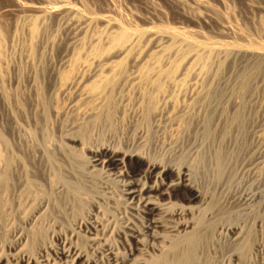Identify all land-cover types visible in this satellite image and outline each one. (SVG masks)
I'll return each mask as SVG.
<instances>
[{
    "label": "rangeland",
    "instance_id": "rangeland-1",
    "mask_svg": "<svg viewBox=\"0 0 264 264\" xmlns=\"http://www.w3.org/2000/svg\"><path fill=\"white\" fill-rule=\"evenodd\" d=\"M100 146L192 171L209 202L174 201L207 229L195 264H264V200L234 204L264 192V0H0V251L15 234L34 255L63 234L83 245L74 232L95 205L101 247L122 250L141 222L117 183L87 172ZM228 222L241 242L218 235Z\"/></svg>",
    "mask_w": 264,
    "mask_h": 264
},
{
    "label": "bare ground",
    "instance_id": "bare-ground-1",
    "mask_svg": "<svg viewBox=\"0 0 264 264\" xmlns=\"http://www.w3.org/2000/svg\"><path fill=\"white\" fill-rule=\"evenodd\" d=\"M199 2L197 4H199ZM16 6L17 9L20 8L21 10L26 7L21 3H16ZM35 8H38L37 11L42 12H48L54 9V7L49 6H38ZM196 30L197 29H183L182 31H176L175 33L177 35H183L182 37L186 35L196 37L199 33ZM234 45L235 44H233V46ZM252 45H254V43ZM252 45L250 44V46ZM261 48L263 49L262 45ZM88 151L86 160L88 167L86 169L87 172H97L98 174L99 171V173L101 172L100 174L103 173L102 175H104L103 177L105 179L108 178L112 182L117 183L120 188L121 200L130 208V210H132L131 213L129 212L132 217L135 220H138V222H141L139 227L135 225L134 222H131V226L126 225L127 230L123 233L124 246H122V250L119 251L118 249L117 251H114L111 244V247H108V245L106 247L104 246L105 248L101 247L105 241L103 240V244H101L102 237H99V233H101L102 225L99 223V218L97 217L99 206L95 205L94 211L96 210V212H92L91 217L89 215L83 222L80 221L82 223L79 222L78 226H76L79 228L77 231L72 228V230L75 231H73L75 235L77 232L78 238H85V241L83 240V245L75 240L65 241L63 238L66 236L63 234V238H57L58 242L56 241L55 245L54 242L52 243L54 246L49 248L51 249V252H48L46 247L45 251L44 247L37 246L38 250L34 255L24 249L25 247L23 246L26 242L25 240L23 241V237L20 239L19 235L15 238V234L8 242L7 251H0V263L1 260L2 262L4 260L2 264H195L196 258H198L196 257L197 253H200V251L202 252V246L199 242L204 233L202 228H206L198 225L197 222L192 221L193 218L191 217L193 215L189 216L192 214L191 210L193 208L191 206L176 203L174 201V198L176 197L175 191L177 189H184L188 191V195L186 196L188 201L197 199L196 201L201 202V204L207 202V200L204 199L205 197L203 198V190L195 181L192 171L185 166L177 167L174 170L170 165L160 164L153 160L146 161L144 166L136 168L129 163L133 157L140 155L135 150H121L114 147L100 146L89 149ZM171 171H174V178H169L167 175L168 173H171ZM105 189L107 188H104L103 190ZM161 196H163V198H161ZM232 198H234L233 195ZM263 198L264 192L250 189V191L245 192L242 195L240 194L235 199L236 201L234 204L235 206L237 205V209H242V212L243 210L248 211L252 206L254 207V205L258 207L259 205L257 204H260V202L264 200ZM202 205L198 206V208ZM201 208L197 209V212L198 210L201 211ZM253 209L254 208H252V210ZM252 210L250 209V211ZM213 214L214 212L212 213L208 211L206 216L213 220ZM32 218H34V216ZM80 224H83L82 226H84V228L82 227L81 229ZM85 224H88V226ZM243 227V224L240 226L239 224H235V222H228V224L222 223L219 225L217 233L218 235L220 234L225 237L228 243L236 244L243 240L242 237L245 231L243 230ZM80 231H83L84 233L82 232L79 235L78 233H80ZM73 232L72 237L74 236ZM57 234L58 233H56V235ZM67 237L70 239L69 236ZM79 240L82 241V239ZM106 243L107 242H105V244ZM88 248L92 251H88ZM233 255L236 256L235 253H233ZM6 256H9V261ZM261 262L263 263L264 261ZM226 264H238L237 256L235 257L234 262L230 261Z\"/></svg>",
    "mask_w": 264,
    "mask_h": 264
}]
</instances>
